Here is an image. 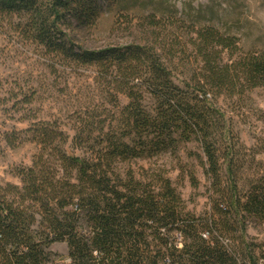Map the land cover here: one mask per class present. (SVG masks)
I'll return each instance as SVG.
<instances>
[{
	"label": "trees",
	"instance_id": "obj_1",
	"mask_svg": "<svg viewBox=\"0 0 264 264\" xmlns=\"http://www.w3.org/2000/svg\"><path fill=\"white\" fill-rule=\"evenodd\" d=\"M102 5L0 0V19L24 45L53 67L90 69L93 92L74 111L72 136L56 121L27 129L32 163L14 169L19 184L0 183V264H264V238L247 234L250 224L264 228V163L247 175L244 147L218 104L227 99L235 111L264 87V52H244L210 26L185 32L175 6L168 25L152 15L129 22L130 41L86 47L80 37ZM181 148L208 181L201 214L165 168L134 166Z\"/></svg>",
	"mask_w": 264,
	"mask_h": 264
},
{
	"label": "rangeland",
	"instance_id": "obj_2",
	"mask_svg": "<svg viewBox=\"0 0 264 264\" xmlns=\"http://www.w3.org/2000/svg\"><path fill=\"white\" fill-rule=\"evenodd\" d=\"M102 10L95 28L85 32L79 42L100 48L115 42L130 41L131 26L142 25L156 15L168 25V11L176 7L177 18L185 32L191 27L210 26L238 39L244 52H264V0H100ZM135 31V30H134ZM185 70V69H184ZM186 71V70H185ZM91 70L77 73L53 65L34 46L21 41L6 20L0 19V183L19 184L14 169L32 163L37 145L27 129L39 121L58 122L72 136L74 111L91 101ZM232 118L233 135L243 145L247 175L261 171L264 163V87L256 88L237 110L229 100L218 103ZM187 145L186 148H192ZM134 166H162L173 181L188 210L201 214L208 210V181L196 159L180 149L179 156L164 153L149 159H137ZM193 174L198 185L190 180ZM247 234L264 238V228L250 224ZM61 256L67 254L64 243L52 244ZM62 262H66L62 258Z\"/></svg>",
	"mask_w": 264,
	"mask_h": 264
}]
</instances>
